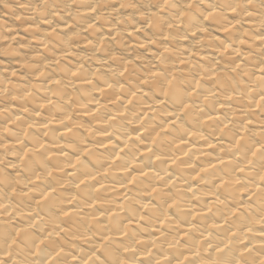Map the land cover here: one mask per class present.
<instances>
[{"label": "clouds", "instance_id": "clouds-1", "mask_svg": "<svg viewBox=\"0 0 264 264\" xmlns=\"http://www.w3.org/2000/svg\"><path fill=\"white\" fill-rule=\"evenodd\" d=\"M0 264H264V0H0Z\"/></svg>", "mask_w": 264, "mask_h": 264}]
</instances>
